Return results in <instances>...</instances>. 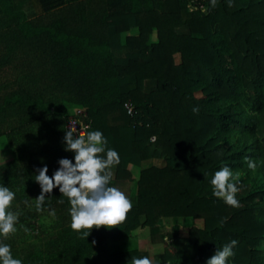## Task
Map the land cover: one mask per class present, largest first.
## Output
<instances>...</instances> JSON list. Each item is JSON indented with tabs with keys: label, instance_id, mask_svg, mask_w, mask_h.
I'll use <instances>...</instances> for the list:
<instances>
[{
	"label": "trees",
	"instance_id": "1",
	"mask_svg": "<svg viewBox=\"0 0 264 264\" xmlns=\"http://www.w3.org/2000/svg\"><path fill=\"white\" fill-rule=\"evenodd\" d=\"M156 1L38 0L42 13L31 19L0 14V135L12 152L0 163V185L15 192L10 210L19 213L17 231L0 242L12 248L24 228L51 218L42 248L29 247L16 258L22 264H128L137 251L109 252L106 240L137 226L154 231L162 217L201 225L150 233L163 244L154 264H206L233 240L227 264H264V170L250 186L245 161L261 160L264 169V0H232L231 7L196 0L191 10L186 0H161L165 10ZM130 28L136 33L121 42ZM76 110L119 154L110 186L131 179L128 164L163 160L140 168L126 221L94 228L87 239L69 227L70 204L58 188L42 211L34 200L38 169L47 166L51 177L60 159L74 163L63 140L64 120ZM224 166L239 173L240 207L212 195L210 181Z\"/></svg>",
	"mask_w": 264,
	"mask_h": 264
},
{
	"label": "clouds",
	"instance_id": "2",
	"mask_svg": "<svg viewBox=\"0 0 264 264\" xmlns=\"http://www.w3.org/2000/svg\"><path fill=\"white\" fill-rule=\"evenodd\" d=\"M210 3L215 7L217 0H210ZM231 6L232 0H228V7ZM192 111L198 114L199 108L193 107ZM71 124L73 126L65 130L63 143L64 150L74 154V163L67 158L60 159L59 168L51 177L47 174V166L38 169L34 180L39 184L41 193L34 200L36 210L42 211L46 194H51L54 188H58L62 197L67 198L70 204L69 227L81 239H87L94 228L111 230L124 223L133 204L118 187L110 186L113 180L112 169L120 162L118 152L107 147L108 142L101 131H89L90 124L84 126L76 121H71ZM77 124L80 126L79 132L75 127ZM245 161L247 167L254 171L257 166L255 161L248 157H245ZM238 182L239 173L224 166L214 173L210 181L212 195L230 207H240L236 198L239 192ZM15 196V192L9 187L0 185V237L4 240L17 231L19 213L10 210ZM60 202L63 203V200ZM24 230L28 231L27 228ZM237 243L233 240L217 249L206 264H227L228 259L235 254L233 249ZM0 264H22V260L13 258L11 246L0 242ZM128 264L154 262L148 256H143L131 257Z\"/></svg>",
	"mask_w": 264,
	"mask_h": 264
},
{
	"label": "rangeland",
	"instance_id": "3",
	"mask_svg": "<svg viewBox=\"0 0 264 264\" xmlns=\"http://www.w3.org/2000/svg\"><path fill=\"white\" fill-rule=\"evenodd\" d=\"M196 0H186V6L189 10L194 9V2ZM155 5L158 10H165L164 3L161 0H157ZM5 10H9L11 12L19 13L24 19H31L42 13V8L38 2V0H0V14ZM136 28H130L126 32H122L120 34V41H123L124 35L127 33L135 34ZM155 31L153 30L149 36V40H155ZM179 61V55L174 54V62ZM259 121L263 122V119L259 117ZM261 128V125L258 127ZM261 133H256L257 137L260 136ZM3 147V149H2ZM12 156V152L8 146L7 139L5 135H0V163H3L9 160ZM163 160L161 158H147L141 161L139 166H135L132 164L127 165V169L130 172L131 179H121L116 180L113 183V186L118 187L121 191H123L127 197L130 199L136 190L135 179L138 176V172L140 168L146 167L149 165H162ZM255 170L249 172V184L250 186H255L258 183V180L255 179V174L257 171L261 172L263 169V164L261 160L256 162ZM113 170V169H112ZM241 174H245V171H242ZM51 218L49 216H43L38 218L37 224L32 231L28 230L24 235H21L19 238V242L15 244L11 250L13 258H21L29 247H37L42 248V245L50 234L46 227L51 226ZM189 225H201L200 219H192V218H180V217H162L156 222V228L152 231L148 227H140L129 231V233L120 239H110L106 240L107 249L109 252H118L125 250H136L138 253V257L148 256L153 260V255L162 250L163 244L162 242H152L150 240V233L152 232H164L170 228H176L178 232L184 233ZM114 230V228H113ZM48 232V233H47ZM166 241H169L168 238H164ZM262 247H264L262 245Z\"/></svg>",
	"mask_w": 264,
	"mask_h": 264
},
{
	"label": "built area",
	"instance_id": "4",
	"mask_svg": "<svg viewBox=\"0 0 264 264\" xmlns=\"http://www.w3.org/2000/svg\"><path fill=\"white\" fill-rule=\"evenodd\" d=\"M123 108L127 114L133 113V107H132L130 102L125 101L123 103ZM71 121H76L79 124L84 125V126L89 125L88 117H87L86 113L82 110H76L73 114L66 116V118L64 120V129L65 130H66V128L70 129L73 126L71 124ZM79 124L75 125V127L77 128V132H79V130H80ZM149 139L153 140V136H151Z\"/></svg>",
	"mask_w": 264,
	"mask_h": 264
},
{
	"label": "crops",
	"instance_id": "5",
	"mask_svg": "<svg viewBox=\"0 0 264 264\" xmlns=\"http://www.w3.org/2000/svg\"><path fill=\"white\" fill-rule=\"evenodd\" d=\"M2 149H3V147H2Z\"/></svg>",
	"mask_w": 264,
	"mask_h": 264
}]
</instances>
